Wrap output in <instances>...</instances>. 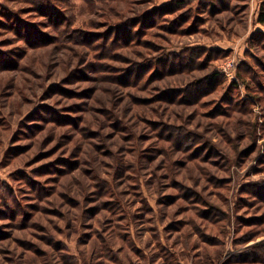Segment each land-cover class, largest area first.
Returning a JSON list of instances; mask_svg holds the SVG:
<instances>
[{
  "label": "rangeland",
  "instance_id": "374dc122",
  "mask_svg": "<svg viewBox=\"0 0 264 264\" xmlns=\"http://www.w3.org/2000/svg\"><path fill=\"white\" fill-rule=\"evenodd\" d=\"M0 264H264V0H0Z\"/></svg>",
  "mask_w": 264,
  "mask_h": 264
}]
</instances>
